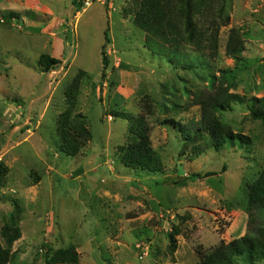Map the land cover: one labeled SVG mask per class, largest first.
I'll return each mask as SVG.
<instances>
[{
  "label": "rangeland",
  "instance_id": "374dc122",
  "mask_svg": "<svg viewBox=\"0 0 264 264\" xmlns=\"http://www.w3.org/2000/svg\"><path fill=\"white\" fill-rule=\"evenodd\" d=\"M87 1L0 0V161L10 170L0 185V232L13 202L22 209L11 264H46L49 248L71 245L84 264H196L198 246L210 253L250 228L246 208L264 167V121L251 117L247 103L234 104L221 118L252 145L195 158L184 151L178 129L163 122L200 119V101L214 93L213 78L246 100L264 96V0H216L212 12L224 6L228 18L217 56L187 46L172 61L145 47L128 13L134 0ZM10 13L19 18L6 21ZM231 29L245 42L240 62L226 55ZM42 55L61 63L43 73ZM81 71L76 113L93 138L68 157L59 150L57 122L67 108L65 92ZM115 111L147 117L163 175L121 163L130 122L111 116ZM256 223L264 227V210Z\"/></svg>",
  "mask_w": 264,
  "mask_h": 264
},
{
  "label": "trees",
  "instance_id": "16d2710c",
  "mask_svg": "<svg viewBox=\"0 0 264 264\" xmlns=\"http://www.w3.org/2000/svg\"><path fill=\"white\" fill-rule=\"evenodd\" d=\"M216 0H134L128 13L135 27L144 33L145 47L150 51L169 56V61L174 58H182L183 49L192 47L197 52H205L216 57L218 54V41L222 25L227 24L228 18L224 16V6L217 11V18L225 22H218L213 6ZM76 4L77 0H73ZM205 11L209 14L204 15ZM198 15H214L213 18H205L200 23ZM19 18L17 14L10 13L4 16L6 21ZM108 33V32H107ZM106 33V44L102 48L103 64L108 65L106 52L109 43ZM245 51V42L238 29H231L226 45V55L237 62L242 59ZM173 57H170V56ZM181 56V57H179ZM176 59V60H177ZM203 57L195 60L201 62ZM195 60L192 61L195 64ZM60 60L49 55H42L39 59L41 72L47 73L55 69ZM85 76L81 71L69 85L65 92L67 108L59 116L57 122V136L59 150L68 157H76L92 140V132L88 128L86 119L77 114L80 86ZM214 93L204 97L200 101L201 117L198 120L191 119L182 124L175 120H166L165 124H172L178 129L184 146V151L193 157H199L208 150L222 151L226 146H251L250 138L234 133L222 120L221 115L232 109L234 104L247 103L250 115L255 120L264 121V96L252 97L248 100L236 93L229 91L223 83L217 84L215 78L211 80ZM199 102V101H198ZM114 118H123L130 122L126 144L120 148L121 163L130 169L146 172L147 175H163L164 165L162 157L151 144V127L145 115L132 117L124 112L115 111L111 115ZM225 169V168H224ZM9 168L0 161V185H4ZM209 173L208 176H214ZM189 178H185L186 183ZM175 184H179L180 182ZM14 210L8 215L0 237V264H11L16 256L13 251L14 244L21 239L20 228L22 209L18 201L13 202ZM247 214L250 228L246 234L229 243L222 242L210 253H205L201 246L196 251L199 261L196 264H240L245 260L250 264L264 261V227L258 225L257 214L264 210V167L259 176L250 187ZM177 228L172 233L169 250L173 255L177 250ZM46 264H84L80 261V254L74 246L58 250L48 249Z\"/></svg>",
  "mask_w": 264,
  "mask_h": 264
},
{
  "label": "built area",
  "instance_id": "2783aa9c",
  "mask_svg": "<svg viewBox=\"0 0 264 264\" xmlns=\"http://www.w3.org/2000/svg\"><path fill=\"white\" fill-rule=\"evenodd\" d=\"M88 1H89V0H88ZM88 1H87V2H88Z\"/></svg>",
  "mask_w": 264,
  "mask_h": 264
}]
</instances>
